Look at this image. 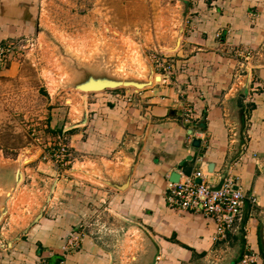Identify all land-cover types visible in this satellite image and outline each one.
I'll return each instance as SVG.
<instances>
[{
  "label": "crops",
  "instance_id": "1",
  "mask_svg": "<svg viewBox=\"0 0 264 264\" xmlns=\"http://www.w3.org/2000/svg\"><path fill=\"white\" fill-rule=\"evenodd\" d=\"M34 4L0 0V40L30 30ZM181 5L183 24L172 60L182 71L164 72L131 102L121 89L88 92L77 114L58 108L51 117L49 126L65 132L74 160L87 167L51 164L46 171L53 175V196L24 228L18 242L22 264H236L247 251L256 255L254 264H264V0H181ZM246 52L247 82L241 68ZM12 69L13 63L0 75ZM183 103L192 107L190 123L180 120ZM198 169L213 186L231 175L246 194L241 219L223 240L215 238L212 218L167 203L171 173L182 178ZM77 175L127 185L101 187ZM101 196L122 224L144 236L124 255L101 229L86 230V223L93 228L90 208L98 199L105 202ZM78 224L86 236L77 251L62 256L64 238Z\"/></svg>",
  "mask_w": 264,
  "mask_h": 264
},
{
  "label": "rangeland",
  "instance_id": "2",
  "mask_svg": "<svg viewBox=\"0 0 264 264\" xmlns=\"http://www.w3.org/2000/svg\"><path fill=\"white\" fill-rule=\"evenodd\" d=\"M34 1L37 11L32 27L16 36L27 42L7 66L13 63L12 73L0 75V213L5 210L0 219V264L25 261L18 254L24 228L37 208L53 196L49 180L53 175L46 171L56 164L48 153L58 136L67 145L69 141L49 121L58 108L77 114L85 94L74 89L71 81L92 72L158 83L164 72L183 70L172 60L183 24L181 0ZM69 151L71 163L62 167L73 163L87 167ZM39 163L42 167L37 170ZM76 177L107 186V176ZM103 200L90 208L94 229L86 223V230L95 234L101 229L124 255L133 240L142 242L144 236L122 224L108 200ZM119 238L124 241L118 243Z\"/></svg>",
  "mask_w": 264,
  "mask_h": 264
},
{
  "label": "built area",
  "instance_id": "3",
  "mask_svg": "<svg viewBox=\"0 0 264 264\" xmlns=\"http://www.w3.org/2000/svg\"><path fill=\"white\" fill-rule=\"evenodd\" d=\"M26 38H5L0 40V71L7 68L8 64L17 54V50H22ZM23 45V46H22ZM236 55L240 56L239 52ZM243 58L242 70L247 67V62L250 53L241 54ZM242 73V72H241ZM247 80H251L250 70L245 72ZM253 81V80H252ZM251 81V82H252ZM124 90V97L127 101L134 100V95L140 93L141 89ZM130 91V93H128ZM183 108L180 114V120L183 123H190L193 119L192 107L183 103ZM64 134V132H62ZM58 136V143L48 153L50 161L56 165H66L68 157L70 156L69 146L60 140ZM199 178L200 183H196L195 179ZM205 174L201 169L192 172L189 175H184L177 182L169 181L166 187V200L170 207L194 213H201L213 219L216 224L217 240H223L227 234L234 230L236 222L241 219L242 208L246 199V194L236 179L231 175L223 176L219 186H213L204 180ZM251 205L256 203L254 197H250ZM78 224L74 227L64 238L62 246V256L71 252L77 251L83 242L86 232L84 227ZM256 262V255L247 251L236 264H254ZM61 260L60 264H63Z\"/></svg>",
  "mask_w": 264,
  "mask_h": 264
},
{
  "label": "water",
  "instance_id": "4",
  "mask_svg": "<svg viewBox=\"0 0 264 264\" xmlns=\"http://www.w3.org/2000/svg\"><path fill=\"white\" fill-rule=\"evenodd\" d=\"M175 41H177L179 45V37L177 36V38L175 39ZM71 86L76 89L79 90L81 92L84 93H88V92H98V91H102V90H106V89H116L119 87H132L135 89H144L150 85L153 84V82H141V81H136L133 80V78H123V77H119V76H114V75H107V74H93L92 72H88L86 74H84L80 79H76V80H72L71 81ZM140 87V88H139ZM83 122H85V119H83ZM193 146H198L199 145V140L198 139H194L192 142ZM187 159H191V157H188ZM183 162L180 163V165H182ZM180 176L178 173L176 172H172L169 180L171 182H177L179 180ZM196 183H200L201 180L199 178L195 179ZM107 183L109 185L115 186L119 189H124V187H126L127 183H123V184H114L110 181H107ZM49 199V197H48ZM5 212L4 207L2 208V211L0 213V219L2 218V214ZM260 244L262 247V252L264 254V237H263V233H260Z\"/></svg>",
  "mask_w": 264,
  "mask_h": 264
},
{
  "label": "trees",
  "instance_id": "5",
  "mask_svg": "<svg viewBox=\"0 0 264 264\" xmlns=\"http://www.w3.org/2000/svg\"><path fill=\"white\" fill-rule=\"evenodd\" d=\"M245 94H246V92L245 91H242V92H240V94H239V96L241 97H244L245 96ZM241 141L243 142V140H242V138H241ZM261 254L264 256V254L261 252Z\"/></svg>",
  "mask_w": 264,
  "mask_h": 264
}]
</instances>
